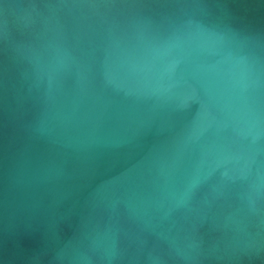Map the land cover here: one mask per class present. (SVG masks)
<instances>
[{"label": "water", "instance_id": "1", "mask_svg": "<svg viewBox=\"0 0 264 264\" xmlns=\"http://www.w3.org/2000/svg\"><path fill=\"white\" fill-rule=\"evenodd\" d=\"M0 264H264V0H0Z\"/></svg>", "mask_w": 264, "mask_h": 264}]
</instances>
